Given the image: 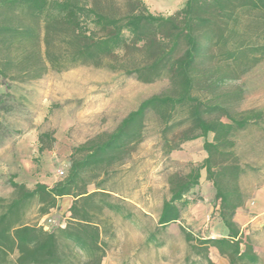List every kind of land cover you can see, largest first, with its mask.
Wrapping results in <instances>:
<instances>
[{
	"label": "trees",
	"instance_id": "16d2710c",
	"mask_svg": "<svg viewBox=\"0 0 264 264\" xmlns=\"http://www.w3.org/2000/svg\"><path fill=\"white\" fill-rule=\"evenodd\" d=\"M264 59V0H185L169 16L150 13L141 0H0V79L27 81L48 71L77 66L122 72L141 84L162 79L168 88L129 112L111 133L72 148L65 177L32 189L11 182L14 198L0 214V257L17 252L16 264H103L104 210L117 211L103 189L87 187L142 143L145 118L161 122L165 155L202 140L206 155L184 176L168 178L159 227L180 219L186 196L198 188L202 171L218 203L227 238L194 239L192 254L208 264L215 247L229 264H255L257 257L233 221L244 197L232 134L253 118L232 110L241 100L237 82ZM1 105V97H0ZM44 149L40 148L39 153ZM72 198L65 226L45 230L19 224L23 208L36 200L38 217Z\"/></svg>",
	"mask_w": 264,
	"mask_h": 264
},
{
	"label": "rangeland",
	"instance_id": "374dc122",
	"mask_svg": "<svg viewBox=\"0 0 264 264\" xmlns=\"http://www.w3.org/2000/svg\"><path fill=\"white\" fill-rule=\"evenodd\" d=\"M141 1L150 13L169 16L185 0ZM236 87L242 97L231 103L232 110L253 116L232 134V152L241 171L237 184L247 198L264 183V59L228 86ZM167 88L166 79L141 84L122 72L93 66L48 71L36 80L0 79V214L14 198L11 182L28 189L36 183L51 187L65 177L72 148L111 133L142 101ZM162 128L159 119L148 113L142 143L87 187L89 193L103 189L110 195L108 202L118 208L104 210L101 217L109 224L102 236L104 264H207L203 258L195 260L194 242L185 240V233L194 239L210 236L217 218L218 203L204 171L198 188L185 197L189 204L181 209L180 219L164 227L157 222L162 203L170 196L168 178L186 175L206 157L201 139L165 155ZM72 202L70 197L60 199L40 218L34 200L21 211L19 224L45 230L63 227ZM16 259V251L7 252L0 264H16Z\"/></svg>",
	"mask_w": 264,
	"mask_h": 264
},
{
	"label": "crops",
	"instance_id": "0c3cea01",
	"mask_svg": "<svg viewBox=\"0 0 264 264\" xmlns=\"http://www.w3.org/2000/svg\"><path fill=\"white\" fill-rule=\"evenodd\" d=\"M233 221L240 234L251 245L257 257L255 264H264V183L255 189L251 196L244 198L243 205L236 210ZM209 234L205 239L227 238L228 231L218 216L210 226ZM208 259L211 264H229L228 259L221 256L215 247L208 248ZM195 260L199 261V258Z\"/></svg>",
	"mask_w": 264,
	"mask_h": 264
},
{
	"label": "built area",
	"instance_id": "2783aa9c",
	"mask_svg": "<svg viewBox=\"0 0 264 264\" xmlns=\"http://www.w3.org/2000/svg\"><path fill=\"white\" fill-rule=\"evenodd\" d=\"M64 174V172H59V176H62ZM48 223H51V220H48ZM46 229V228H45Z\"/></svg>",
	"mask_w": 264,
	"mask_h": 264
}]
</instances>
